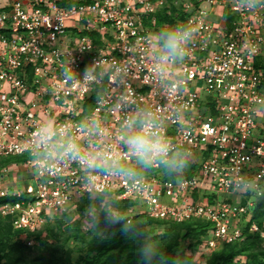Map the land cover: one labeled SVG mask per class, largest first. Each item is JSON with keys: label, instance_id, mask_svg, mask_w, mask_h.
Segmentation results:
<instances>
[{"label": "built area", "instance_id": "2783aa9c", "mask_svg": "<svg viewBox=\"0 0 264 264\" xmlns=\"http://www.w3.org/2000/svg\"><path fill=\"white\" fill-rule=\"evenodd\" d=\"M162 14L195 30L182 61L158 59L154 34L171 26ZM263 54L264 0H0V198L16 199L0 216L35 232L105 194L133 202L118 211L127 222L209 221L206 248L246 233L264 242V214L252 219L264 213ZM137 111L190 153L179 182L159 167L106 173L40 146L47 127L82 159L125 157L123 124ZM9 156L23 159L1 164Z\"/></svg>", "mask_w": 264, "mask_h": 264}, {"label": "trees", "instance_id": "16d2710c", "mask_svg": "<svg viewBox=\"0 0 264 264\" xmlns=\"http://www.w3.org/2000/svg\"><path fill=\"white\" fill-rule=\"evenodd\" d=\"M162 20L171 25L174 22L172 14H162ZM258 65L264 68V54ZM22 159L21 156H9L2 158L1 164ZM185 174L189 175L188 169ZM104 199L105 194L96 198L82 196L74 209L47 217L43 227L35 232L17 229L13 226L12 217L0 216V264H142L143 248L148 244L156 252L154 264H168L174 260L175 247L188 241L187 247L192 248L193 239L202 241L211 225L209 221L200 218L174 222L151 218L144 213L135 214L130 222L125 217L124 221L113 224L106 221L103 212H99V224H92L90 228L83 230L81 221L72 219L75 212L83 213L90 204H95L98 209L103 205L122 213L133 205L132 201L116 200L111 196L101 205ZM15 200L3 197L0 198V205ZM263 214H255L252 219L260 223ZM125 222L128 232L123 231ZM165 223H171L172 228L164 234L145 239L147 226ZM31 239L35 243L28 244ZM69 240H80L81 244L75 246L74 250L85 251L84 256L79 257L82 262L72 258L71 252L74 250H64V245ZM237 256L246 258L242 264H264L262 238L255 233H246L243 240L224 242L212 249V256L206 264H237L234 262ZM181 264H192L191 257L183 258Z\"/></svg>", "mask_w": 264, "mask_h": 264}, {"label": "clouds", "instance_id": "9594fccd", "mask_svg": "<svg viewBox=\"0 0 264 264\" xmlns=\"http://www.w3.org/2000/svg\"><path fill=\"white\" fill-rule=\"evenodd\" d=\"M194 29L189 24H175L159 29L154 39L159 45L158 59L162 63L169 60L182 61L188 54L189 42L193 37ZM93 67L84 69V79L92 78ZM68 79H72L69 75ZM40 146L44 154L54 159L62 160L65 157L75 159L86 164L89 168L103 166L106 173L136 175V169L150 170L159 167L166 174L175 176L179 182V175L190 162V153L183 148H177L168 138L166 130L162 128L159 118L149 111L131 113L124 121L120 141L125 151V157L82 159L79 146L72 141L54 143L50 140L51 131L42 127L40 131ZM132 165V166H129ZM99 212H103L105 219L110 223L124 221V216L110 207L101 206L93 213L89 210L91 223L99 224ZM129 228L125 222L123 231ZM142 264H154L156 252L151 244L143 248Z\"/></svg>", "mask_w": 264, "mask_h": 264}, {"label": "rangeland", "instance_id": "374dc122", "mask_svg": "<svg viewBox=\"0 0 264 264\" xmlns=\"http://www.w3.org/2000/svg\"><path fill=\"white\" fill-rule=\"evenodd\" d=\"M108 199L109 198L104 199L103 202L101 203V205L104 204ZM75 205H73L71 207V209H74ZM89 210H92L93 213H96L98 208H97V206L95 204H90L84 210L83 213L79 214V213L75 212V214L72 215V219L73 220L78 219V220L81 221L83 230H86V229L90 228L91 225H92L91 217L89 215ZM53 224H55V223H53ZM42 227L43 226H41V228ZM171 228H172V224L171 223L149 225L145 229L146 232H147V235H146L145 239L147 240V238L152 237L154 235L164 234L166 231H168ZM62 237H61V239H62ZM60 242H61V240H59V243ZM33 243H35V242H33ZM192 243H193V247L192 248H188L187 247L188 246V241L181 242V244L178 247H175L173 249L174 260L171 261L168 264H181V260L183 258H185L186 256H190L191 257L192 264H206V262L212 256V249L211 248H206L204 246L203 242L202 241H198L197 239H193ZM36 244H37V242H36ZM79 244H81L80 240H69V241H67L65 243L64 250L65 251L74 250L76 248L75 246H79ZM84 253H85V251H76V250H74V251L71 252V256H72V258H74L75 261L82 262L79 257L80 256H84ZM245 259L246 258L244 256H237V257H235L234 262L237 263V264H239V263L242 264V263L245 262ZM160 264H163V263H160Z\"/></svg>", "mask_w": 264, "mask_h": 264}]
</instances>
